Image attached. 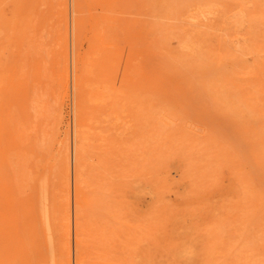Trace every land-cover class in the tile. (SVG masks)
<instances>
[{"label": "rangeland", "instance_id": "rangeland-1", "mask_svg": "<svg viewBox=\"0 0 264 264\" xmlns=\"http://www.w3.org/2000/svg\"><path fill=\"white\" fill-rule=\"evenodd\" d=\"M198 1L0 0V264H264V3Z\"/></svg>", "mask_w": 264, "mask_h": 264}, {"label": "bare ground", "instance_id": "bare-ground-1", "mask_svg": "<svg viewBox=\"0 0 264 264\" xmlns=\"http://www.w3.org/2000/svg\"><path fill=\"white\" fill-rule=\"evenodd\" d=\"M65 1H66V0H65ZM194 1H195V0H194ZM196 1H198V0H196ZM200 1H201V0H200ZM205 1H206V0H205ZM212 1H213V0H211L210 2H209V1H206V3H208V2L211 3ZM215 1H216V0H215ZM215 1H214V3H216ZM222 1H223V0H222ZM224 1H225V0H224ZM232 1H235V0H232ZM236 1H237V0H236ZM236 1H235V2H236ZM250 1L252 2V0H250ZM192 2H193V1H192ZM192 2H191V3H192ZM201 2H202V1H201ZM203 2H204V1H203ZM219 2H220V1H219ZM225 2H226V1H225ZM225 2H223V3H225ZM259 2H260V1H259ZM198 3H199V1H198ZM198 3H196V4H198ZM206 3L204 2V5H206ZM228 3H229V2H228ZM231 3H232V2H231ZM247 3H248V1H247ZM247 3H246V4H247ZM255 3H256V2H255ZM262 3H264V2H262V0H261V4H262ZM193 4L195 5L194 2H193ZM193 4H192V5H193ZM217 4L219 5L218 1H217ZM217 4H215L216 7H218ZM226 4H227V2L225 3V5H226ZM235 4H236V3H233V6H235ZM237 4H238V2H237ZM252 4H253V2H252ZM198 5H199V4H198ZM200 5H201V4H200ZM200 5H199V6H200ZM207 5H210V4H207ZM207 5H206V6H207ZM212 5H213V3H212ZM220 5H221V4H220ZM222 5H224V4H222ZM222 5H221L220 8L223 7ZM238 5H239V4H238ZM238 5H237V6H238ZM240 5H241V4H240ZM240 5H239V7H240ZM243 5H244V4H243ZM253 5H254V4H253ZM253 5H252L251 9H252L253 7H255V6H253ZM256 5H260V3H259V4L256 3ZM262 5H264V4H262ZM262 5H261V6H262ZM201 6H203V4H202ZM210 6H211V5H210ZM227 6H228V5H226V8H227ZM233 6H232V8H233ZM61 7H62V5H61ZM196 7L199 8L197 5H196ZM239 7H238V8H239ZM249 7H250V6H249ZM249 7H247V8L250 9ZM258 7H259V6H258ZM203 8H204V7H203ZM203 8H201V9H199V10H201V12H202V11H203V10H202ZM206 8H207V7H206ZM220 8H218V9H220ZM226 8H224V9L226 10ZM229 8H230V7H229ZM238 8H237V9H238ZM243 8L245 9V7H243ZM259 8L261 9L262 7H259ZM65 9H66V8H65ZM194 9H195V8H194ZM208 9H209V8H207L206 10H207V11H210V10H208ZM233 9L236 10V8H233ZM62 10H63V9H62ZM204 10H205V8H204ZM211 10H213L212 7H211ZM216 10H217V8H216ZM225 10H223V11L226 12ZM230 10H231V9H230ZM238 10H239V9H238ZM253 10H254V8H253ZM257 10H258V9H257ZM197 11H198V10H197ZM221 11H222V10H221ZM228 11H229V10H228ZM228 11H227V12H228ZM239 11H240V10H239ZM262 11H264V10H261V12H262ZM198 12H200V11H198ZM224 12H223V13H224ZM231 12L233 13V10H232ZM231 12H230V13L228 12L229 15L231 14ZM246 12H249V10L247 11V9H245V10L242 12V13H243V16H244V13L246 14ZM65 13H67V12L65 11ZM228 13H227V15H228ZM220 14H221V13H220ZM220 14H219V15H220ZM225 14H226V13H225ZM225 14H224V15L221 14V15H222L221 17H223V16H224V17H227V16H225ZM251 14H252V13H251ZM251 14H250V16H251ZM255 14H256V13H255ZM240 15H242V14H240ZM240 15H239V16H240ZM235 16H236V14H235ZM253 16H254V14H253ZM253 16H252V17H253ZM255 16H256V15H255ZM258 16H259V15H258ZM261 16H262V15H261ZM66 17H68V16L66 15ZM229 17L231 18L232 16L230 15ZM229 17H228L227 19H230ZM262 17H264V16H262ZM236 18H237V17H236ZM243 18H244V17H243ZM246 18H248V16H247ZM241 19H242V18H241ZM244 19H245V18H244ZM248 19H249V18H248ZM66 20H67V19H66ZM249 20H250V19H249ZM67 21H68V20H67ZM67 21H66V22H67ZM240 21H242V20H240ZM245 23H246V22H245ZM245 23H244V26H245V25L247 26V24L249 23V21H248V23H246V24H245ZM240 24H241V22H240ZM242 24H243V23H242ZM251 24H252V23H250V25H251ZM66 27H67V26H66ZM227 27H228V26H227ZM235 27H236V26H235ZM247 27L249 28V25H248ZM65 29L68 30L67 28H65ZM250 29H251V28H250ZM248 31H249V30H248ZM65 32H66V31H65ZM67 32H68V31H67ZM249 32H250V31H249ZM67 35H68V34H67ZM65 37H67V36H65ZM61 40H62V39H61ZM67 40H68V39H67ZM65 41H66V40H65ZM189 42H190V41H189ZM61 43H62V42H61ZM66 43H67V42H66ZM190 43H191V42H190ZM188 44H189V43H188ZM191 44H193V43H191ZM66 45H67V44H66ZM189 46H190V45H189ZM191 46H192V45H191ZM250 46H251V45H250ZM65 47H68V46H65ZM192 47H193V46H192ZM192 47H191L190 50H192ZM198 47H199L198 49H200V46H198ZM232 47H233V46H232ZM194 48H195V47H194ZM242 48H243V47L241 46V49H242ZM187 49L189 50L188 47H187ZM198 49L196 48V51H197ZM237 49H239V48H234L235 51H236ZM241 49H240V50H241ZM246 49H247V48L245 47V50H246ZM252 49H254V48H252ZM252 49H251V50H252ZM65 50H66V54H67V53H68V52H67V48H66ZM188 50H187V51H188ZM201 50H202V49H201ZM203 50H204V49H203ZM203 50H202V51H203ZM243 50H244V49H243ZM243 50H242V51H243ZM70 51H71V50H70ZM198 51H199V50H198ZM203 52H205V50H204ZM195 53H197V52L194 51V54H195ZM206 53H207V52H206ZM62 54H63V53H62ZM66 54H65V55H66ZM197 54H198V53H197ZM199 54H201V53H199ZM243 54H244V53H243ZM67 56H68V54H67ZM67 56H66V58H67ZM196 56L199 57L198 55H196ZM200 56H201V55H200ZM204 56H205V55H204ZM62 57H63V55H62ZM200 58L202 59L203 56H201ZM205 58H206V57H205ZM62 60H63V59H62ZM65 61H66V60H65ZM67 61H68V60H67ZM63 63H64V61H63ZM70 63H71V62H70ZM65 64H66V63H65ZM66 65H68V63H67ZM209 65H210V64H209ZM209 65H208V66H209ZM61 66H62V68H64L63 64H62ZM203 66H205V65L203 64ZM211 66H212V65H210V67H211ZM68 67H69V66H68ZM205 68H206V67H205ZM207 68H208V70H209V67H207ZM202 69L204 70V68H202ZM63 70H64V69H63ZM63 70H62V71H63ZM65 72H66V71H65ZM63 73H64V71H63ZM70 76H71V75H70ZM206 77H207V76H206ZM206 77H205V78H206ZM211 77H215V75H214V76L212 75ZM223 77H224V76H223ZM205 78H203V79H205ZM215 78H216V77H215ZM206 79H209V80H207V81H210V78H209V77L206 78ZM213 79H214V78H212L211 80L213 81ZM218 79H219V78H218ZM218 79H215L214 82L217 81ZM221 80H224V79L222 78ZM62 81H64V79L62 80V78H61V82H62ZM229 81H230V80H229ZM231 81H232V83H233V80H231ZM72 82H73V81H72ZM217 82H218V83H217ZM217 82H215V83H216V84H219L220 81H217ZM227 82H228V80H227L225 83H227ZM235 82H236V81H235ZM207 83H209V82H207ZM210 83H211V82H210ZM61 84H62V83H61ZM220 84H221V82H220ZM222 84H224V82H223ZM229 84H231V83L228 82V85H229ZM237 84H238V83H237ZM214 85H215V84H214ZM224 85H225V84H224ZM232 85H233V84H232ZM238 85H239V84H238ZM210 86L212 87V85H210ZM230 86H231V85H230ZM230 86L225 85L226 88H227V87H230ZM218 87H220V86L218 85ZM222 87H224V86H222ZM231 88H233V87H231ZM236 88H237V87H236ZM219 89H220V88H219ZM229 89H230V88H229ZM212 90H215V89H214V88H212V89L210 88V91H212ZM216 90H217V88H216ZM225 90H226V89H225ZM229 91H230V90H229ZM215 92H216V91H215ZM215 92H214V93H215ZM217 92H218V91H217ZM217 92H216V93H217ZM231 92H232V93H236L237 90H231ZM212 93H213V92H212ZM237 94H238V93H237ZM60 104H61V103H60ZM78 106H80V105L78 104ZM78 106H77V107H78ZM76 109H79V108H76ZM60 111H61V109H60V107H59V115H60ZM236 112H237V111H236ZM77 114H80V113H77ZM59 115H58V116H59ZM87 115H88V113H87ZM87 115H86V116H87ZM238 115H239V114H238ZM88 116H89V115H88ZM61 117H62V116L60 115L59 118H61ZM236 117H238V116H236ZM86 118H88V117H86ZM90 118H91V117H90ZM238 118H239V117H238ZM57 119H58V118H57ZM80 119H81V118H80ZM80 119H79V120H80ZM83 119H84V116H83ZM59 120H61V119H58V121H59ZM87 121H88V120L86 119V122H87ZM59 122H60V121H59ZM59 122H58V124H59ZM80 122H81V121H80ZM88 122H89V121H88ZM88 122H87V123H88ZM81 123H82V122H81ZM83 123H84V122H83ZM87 123H86V124H87ZM89 124H90V122H89ZM81 125H82V124H81ZM84 125H85V124H84ZM84 125H83V126H84ZM77 126H78V125H77ZM87 126H88V124H87ZM87 126H85V127L87 128ZM79 127H80V124H79V126H78L76 129H78ZM90 127H91V126H90ZM55 129H56V128H55ZM79 129H80V128H79ZM84 129H85V128H84ZM88 129H89V128H88ZM88 129H86V130L88 131ZM56 130H57V129H56ZM81 130H83V129H81ZM57 131H58V130H57ZM83 131H84V130H83ZM76 134H80V132H79V133H76ZM81 135H83V134L81 133ZM81 135H80V136H81ZM88 135H89V133H88ZM85 136H87V134H86ZM85 136H83V137H85ZM83 137L81 136V139L84 141ZM78 138H80V137H78ZM78 138H77V139H78ZM88 138H89V137H88ZM64 140H65V139H64ZM66 140H67V138H66ZM82 140H79L78 142H80V141L82 142ZM58 142H59V141H58ZM62 142H63V141H62ZM62 142H61V143H62ZM78 142L76 141V143H78ZM85 142H86V141H85ZM85 142L82 143V144H84V146H85ZM65 143H66V142H65ZM65 143H64V144H65ZM76 143H75V144H76ZM59 144H60V142L58 143V145H59ZM82 144L79 143V145H82ZM86 144H87V143H86ZM61 145H62V144H61ZM61 145H60V146H61ZM65 146H66V145H65ZM76 146H77V145H76ZM67 147H68V146H67ZM67 147H66V149H67ZM79 147H82V146H79ZM83 148H85V147H83ZM83 148H81V149H83ZM77 149H78V148H76V150H77ZM64 150H65V149H64ZM78 150H80V149H78ZM78 150H77V152H78V154H79V151H78ZM62 152H64V151H62ZM81 152L83 153V151H80V153H81ZM60 153H61V152H60ZM64 154H65V153H64ZM76 154H77V153H76ZM80 155H81V154H80ZM77 156H78V155H77ZM65 157H66V156H65ZM78 157H79V159H80V156H78ZM60 158H61V157H60ZM67 159H69V158H67ZM67 159H66V160H67ZM75 159H77V157H76ZM77 160H78V159H77ZM77 162H78V161H77ZM79 162H80V161H79ZM79 162H78V163H79ZM58 163H59V162H58ZM69 166H70V165H69ZM77 167H78V166L76 165V167H75L76 169H79V167H80L79 172H81V169H82L83 166H82V167L79 166L78 168H77ZM64 170H65V169H64ZM67 171H68V170H67ZM75 171H76V170H75ZM82 172H83V171H82ZM82 172L80 173L81 175H83ZM65 173H66V171H65ZM83 173L85 174V172H83ZM71 174H72V173H71ZM75 174H76V172H75ZM78 174H79V173H78ZM68 175H69V173H68ZM66 176H67V175H66ZM79 177H80V176H79ZM83 177H84V176H83ZM83 177H82V178H83ZM68 178H69V177H68ZM77 179H78V177H77ZM68 181H69V180H68ZM77 182H78V181H77ZM82 182H83V181H82ZM82 182H81V185H82ZM68 186H69V185H68ZM54 187H55V185H54ZM66 187H67V186H66ZM69 187H70V186H69ZM57 188H58V187H57ZM54 189H55V188H54ZM82 189H83V188H82ZM68 190H69V189H68ZM44 191H46V190H44ZM53 191H54V190H53ZM60 191H61V189H60ZM75 191H76V197H77L76 200H77L78 197L80 198V196H79V194H80V193H79V186H78L77 184H75ZM82 191H84V190H82ZM66 192H67V191H66ZM82 193H83V192H82ZM82 193H81V195H83ZM66 194H67V193H66ZM62 195H64V194L62 193ZM67 195H68V194H67ZM55 196H56V195H55ZM68 196H69V195H68ZM68 196H67V197H68ZM45 197H46V196H45ZM67 197H66V196H63L62 199H64V198L66 199ZM56 198H57V197H56ZM56 198H55V199H56ZM55 199H53V201H54ZM57 199H61V198L58 197ZM62 199H61V200H62ZM68 199H69V197H68ZM68 199H66V200H68ZM66 200H65V201H66ZM59 202H61V201L59 200ZM52 203H54V202H52ZM34 204H35V203H34ZM56 204H57V203H56ZM56 204H55V205H56ZM65 204H66V203H65ZM65 204H64V205H65ZM80 204H81V203H80ZM45 205H46V204H45ZM45 205H44V206H45ZM62 205H63V204H62ZM62 205H61L60 210L62 209ZM65 206H66V205H65ZM67 206H68V205H67ZM48 207H49V206H48ZM52 207H53V204H52ZM54 207H55V206H54ZM57 207H58V205H57ZM45 208H46V207H45ZM58 208H59V207H58ZM58 208H55L54 210H56V209H58ZM52 210H53V208H52ZM52 210H51V211H52ZM54 210H53V211H54ZM70 210H71V209H70ZM45 211H46V209H45ZM48 211H49V209H48ZM61 212H62V211H61ZM45 214H46V213H45ZM51 214H53V213L51 212ZM52 216H57V218H58V215H57L56 212H55V215H52ZM52 216H51V217H52ZM60 216H61V218H62V215H61V214H60ZM46 218H47V217H46ZM46 218H45V221H47ZM57 218H56V220H57ZM53 220H54V219H53ZM56 220H55V221H56ZM58 220H59V219H58ZM62 221H64V220H62ZM65 222H66V221H65ZM60 223H61V221H60ZM63 223H64V222H63ZM64 224H66V223H64ZM64 224H63V226H64ZM67 224H68V223H67ZM46 225H47V222H46ZM70 225H71V224H70ZM63 226H62V228H63ZM47 227H48V226H47ZM65 227H66V226H65ZM67 227H69V226L67 225ZM55 229H56V228H55ZM56 230H57V229H56ZM60 230H61V229H60ZM60 230H58V231H60ZM62 230H64V228H63ZM67 230H68V228H67ZM67 230H66V233H67ZM55 233H56V232H55ZM68 233H69V232H68ZM47 234H48V233H47ZM47 234H46V235H47ZM56 235H57V234H56ZM63 236H64V235H63ZM66 236H68V235H66ZM62 239H63V238H62ZM65 239H66V238H64V240H65ZM56 240H57V239H56ZM64 240H63V241H64ZM68 240H69V239H68ZM68 240H66V241H68ZM66 241H65V242H66ZM50 242H51V241H50ZM65 242H64V243H65ZM62 243H63V242H62ZM67 243H69V242H67ZM62 245H63V244H62ZM64 245H65V247H66V245H68V244L65 243ZM64 245H63V246H64ZM68 246H69V245H68ZM69 247H70V246H69ZM65 249H66V248H65ZM65 249H63V250H65ZM60 250H61V249H60ZM63 250H62V252H63ZM67 251H68V250H67ZM67 251H66V252H67ZM65 254H66V253H65ZM63 255H64V254H63ZM68 255H69V254H68ZM62 257H64V256H62ZM62 257H61V259H62ZM68 257H69V256H68ZM64 258H65V257H64ZM65 259H66V258H65ZM66 261H67V260H66ZM64 262H65V260H64ZM77 264H78V263H77Z\"/></svg>", "mask_w": 264, "mask_h": 264}]
</instances>
